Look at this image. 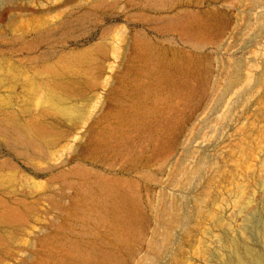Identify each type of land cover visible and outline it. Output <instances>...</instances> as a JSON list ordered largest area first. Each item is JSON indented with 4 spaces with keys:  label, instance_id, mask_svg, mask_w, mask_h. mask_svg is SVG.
<instances>
[{
    "label": "rangeland",
    "instance_id": "rangeland-1",
    "mask_svg": "<svg viewBox=\"0 0 264 264\" xmlns=\"http://www.w3.org/2000/svg\"><path fill=\"white\" fill-rule=\"evenodd\" d=\"M263 16L0 0V264H264Z\"/></svg>",
    "mask_w": 264,
    "mask_h": 264
},
{
    "label": "bare ground",
    "instance_id": "bare-ground-1",
    "mask_svg": "<svg viewBox=\"0 0 264 264\" xmlns=\"http://www.w3.org/2000/svg\"><path fill=\"white\" fill-rule=\"evenodd\" d=\"M261 23L264 25V16H263V18H262V20H261ZM147 50V49H146ZM146 52H148V51H146ZM146 57V56H145ZM147 58H148V56H147ZM153 58V57H152ZM158 63V62H157ZM153 64V63H152ZM163 64V63H162ZM167 65V64H166ZM162 72V71H161ZM166 76V75H165ZM153 77V76H152ZM157 78L158 77V75L157 76H154V78ZM162 79L163 77L161 76H159L158 77V79ZM235 78V77H234ZM164 79V78H163ZM237 79V78H236ZM154 80V79H153ZM162 81V80H161ZM237 81L235 80V79H233L230 83H236ZM159 83H161V82H159ZM159 83H157V84H159ZM160 85V84H159ZM159 85H157V86H159ZM116 86V85H115ZM154 87V86H153ZM113 88H114V86H113ZM149 88V87H148ZM117 89V88H116ZM143 90L145 89V87L144 88H142ZM157 89H159V87L157 88ZM112 90V89H111ZM148 91V90H147ZM150 91H151V89H150ZM143 92H145V91H143ZM149 92V91H148ZM147 94V93H146ZM146 94H144V95H146ZM109 106H110V104H109ZM118 113V112H117ZM125 114V113H124ZM131 114V113H130ZM119 115V114H118ZM120 116H121V114H120ZM200 167H197L196 169H195V173L196 174H198V175H200ZM103 190H105V189H103ZM107 191H108V189H106ZM107 194H110L109 192H107ZM106 195V194H105ZM111 195V194H110ZM95 196H96V194H95ZM94 197V196H93ZM108 197H110V196H108ZM113 197V196H112ZM112 197H110V198H112ZM114 198H116V202H117V205H118V207H122L124 204L122 203L123 201H122V199L121 198H119V197H114ZM108 199L109 198H106V201H108ZM99 202V201H98ZM105 201H103V203H104ZM100 203H101V200H100ZM112 203H114V202H112ZM122 203V204H121ZM111 204V203H110ZM103 205V204H102ZM114 205V204H113ZM114 206H116V205H114ZM198 212V211H197ZM181 221V219L178 217V215H177V213H176V211L174 212V211H171L170 212V214H169V221L167 222V224H166V233H169L170 232V230H171V228L172 227H174L175 225H177L179 222ZM188 221V220H187ZM187 221H186V219L185 220H183L182 221V223H184L182 226H184L185 225V223H187ZM152 245H151V247H152V250H156L157 249V245L154 243V242H152L151 243ZM160 250V249H159ZM158 251V250H157ZM156 251V252H157ZM159 252V251H158ZM145 264V263H144ZM237 264H241V263H237Z\"/></svg>",
    "mask_w": 264,
    "mask_h": 264
}]
</instances>
